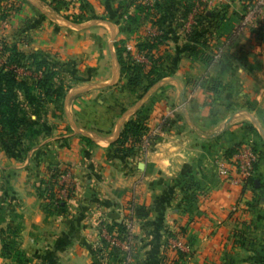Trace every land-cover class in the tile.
<instances>
[{
  "label": "crops",
  "instance_id": "0c3cea01",
  "mask_svg": "<svg viewBox=\"0 0 264 264\" xmlns=\"http://www.w3.org/2000/svg\"><path fill=\"white\" fill-rule=\"evenodd\" d=\"M74 1L77 23L53 0H0L4 42L41 54L63 84L33 145L21 155L0 151V264L6 228L25 264H92L88 243L113 222L130 223L129 264H172L177 242L179 264H261L264 29L241 27L251 0H215L205 13L210 52L220 51L211 63L190 56L180 24L165 26L167 77L145 93L144 83L130 87L121 78L115 53L117 39L135 32L119 23L124 6L133 15L135 0ZM138 117L147 121L148 146L115 155L112 143ZM237 145L259 155L254 187L238 181L233 160L228 176L217 171ZM50 168L69 171L62 215L38 197ZM130 204L145 216L135 217Z\"/></svg>",
  "mask_w": 264,
  "mask_h": 264
},
{
  "label": "trees",
  "instance_id": "16d2710c",
  "mask_svg": "<svg viewBox=\"0 0 264 264\" xmlns=\"http://www.w3.org/2000/svg\"><path fill=\"white\" fill-rule=\"evenodd\" d=\"M175 1L161 0L160 3L162 5L156 4L154 9L147 8L146 10L141 0L140 4L134 3V15L126 14L127 17L125 16L128 21L127 28L137 23L140 14L148 17L153 10L155 13H158L164 8H166V13L170 10L177 13L183 22L192 10L194 0H178L179 2L184 1L188 3L185 10H182L183 6H179L180 3L174 6ZM166 5L169 6L165 7ZM52 6L54 8L60 6V9L63 11H67L68 9L64 5V0H53ZM208 18L207 14H199L196 17L195 25L186 33L187 39L193 43L190 56L193 59H200L204 63L214 61L213 52L211 54L210 45L208 44L209 33L206 31ZM72 20L77 23L79 19H76L74 16ZM167 20L166 16H160L157 20L160 34L149 36L135 46L136 52L142 54L147 59L149 66L133 62L132 54L125 50L123 41L115 43V53L121 78L125 79L130 87H137L144 83L143 93L161 79L167 77V73L162 67L163 57H155L152 54L153 51L157 50L159 45L165 44L166 32L163 29L166 26ZM60 75L59 69L54 64L47 62L41 54L36 52L23 53L15 45H8L3 40L0 41V136L13 138V145L21 151H26L33 145L34 141L43 133V129L37 128L39 121L38 111H42L47 105L55 104L63 96L61 90L63 84L60 80ZM26 108H29L33 112L32 115L27 112ZM32 116L35 119H32ZM148 131V124L144 117H138L127 122L120 130L117 139L112 143V152L119 157L133 155L140 150L142 144L141 138L144 135H148ZM23 140L28 141L30 144L26 148L23 147L21 149ZM12 148L14 150L13 153H18L14 147ZM240 150V146H234L225 152L224 159L230 162L234 156L239 154ZM252 151L258 158L259 155L254 146H252ZM232 163L235 162L232 161ZM257 165L258 159L255 171L257 170ZM66 171L50 168L49 177L43 180L37 189L38 197L45 203V208L57 215L65 213L66 200L71 194L70 185L60 183L59 181V177ZM255 179V175L248 178L245 181V186L254 187ZM63 189L66 190V197L65 199H59L57 194ZM128 210L135 217L141 218L145 216L143 208H135L132 204L129 205ZM102 230L109 236L115 233L117 240L120 242H123V235L127 233L123 222L100 225L98 227V237ZM97 243L100 245V248L89 249L92 264H101L100 261L103 255L105 260L114 264H120L124 261L125 255L120 251V248L116 246L109 248L107 242L102 238H99ZM11 252L13 255H11ZM1 254L5 259L12 258L14 260L18 258L19 264H24L25 262L24 255L17 250L12 251L4 238L1 240ZM176 254L178 260L173 261L172 264H179L182 259L180 252L176 251ZM261 264H264V261Z\"/></svg>",
  "mask_w": 264,
  "mask_h": 264
},
{
  "label": "built area",
  "instance_id": "2783aa9c",
  "mask_svg": "<svg viewBox=\"0 0 264 264\" xmlns=\"http://www.w3.org/2000/svg\"><path fill=\"white\" fill-rule=\"evenodd\" d=\"M147 7H151L152 3L150 0H141ZM74 0H64V5L68 8L67 11H62V14L65 17H71L73 18L75 16L74 12L71 10L74 3ZM215 2V0H194L193 1V7H192V13L189 15V20L190 23L189 25V30L192 28V26L195 25V20L196 17L199 14H205L207 13V11L209 10V8L212 6V4ZM245 7V15L243 17V20L241 22V27H251L253 30L257 31V32H261L264 29V0H251L250 2H247L244 4ZM73 16V17H72ZM76 17V16H75ZM160 32H158V34H154L152 32L153 36L159 35ZM125 50L129 53L132 54V59H134V61L139 62L140 59L138 56L133 57L134 53L133 50L134 48L130 45H125ZM220 57V51L216 50L213 52V58L214 60H218ZM148 135H144L141 138L142 144H141V148L140 150H144L146 149V147L148 146ZM257 155L252 151V148L250 146H243L241 147V150L239 152V154H237L236 156H234L232 158V160L235 162L233 164L234 166V170L236 172V175L238 177V181L245 183V181L248 178H251L255 175V165L257 163ZM228 161L225 160L224 158L217 161L216 165H217V171L221 176H228L229 172H228V167L227 164ZM69 177V171H66L64 174H62L59 177V181L60 183H65L67 185V178ZM58 198L59 199H65L66 197V190H60L58 192ZM126 226V235H123V242H120L117 240V235L114 233L112 234V236L107 235V233L102 230L101 234L99 235V238L104 239L109 248L116 246L118 248H120V251H122L125 255V259L122 262L123 264H129V254H130V245H131V235H130V223L129 222H125L124 223ZM172 249H174V251H177L179 249H181V244L179 242H177Z\"/></svg>",
  "mask_w": 264,
  "mask_h": 264
},
{
  "label": "rangeland",
  "instance_id": "374dc122",
  "mask_svg": "<svg viewBox=\"0 0 264 264\" xmlns=\"http://www.w3.org/2000/svg\"><path fill=\"white\" fill-rule=\"evenodd\" d=\"M150 1L152 3V6L151 7H147L144 3L141 2L144 5L143 7H144L145 10L147 8L154 9V7H155L156 4L162 5V3H160V1H157V0H150ZM133 2L135 4H140V0L139 1L138 0H135ZM134 3L132 5L133 11H134ZM178 3H180L179 6H181V7L183 6L182 7L183 8L182 10H185V7H187V4H188V3L184 2V1L179 2L178 0H176L174 2V6H175V4L178 5ZM168 6L169 5H166L165 7H168ZM125 10H127V8L124 6L123 11L121 10L122 11L121 12V18H119V23L121 24L122 27H124V26L127 27V22H128L126 20V17L127 16H126ZM165 10H166V8H164L163 10H160L158 13H155V11L153 10L152 13H151V15H149L148 17H146L143 14H140V17H138L137 23L133 25V26H135V29H134L135 32L132 33L131 36L128 39H117L118 41H123L124 42V47H125V45H130V46H132L134 48V50H133V53H134L133 57L138 56L139 59H140L139 63H143V64L149 66V63H148L147 59L142 54H138L136 52L135 46L137 44H139L140 42H143L149 36H153L152 35V32L154 34H158V32H159L158 31V28H159L158 25L159 24L157 23L158 22L157 20L160 18V16H166V18H168L167 23H166V26H168V28L172 27L175 23H178V24L181 25L180 26L181 28L178 27V29L180 30V32L182 34H184V35H187L185 33V31L186 30L187 31L189 30V25L188 24L190 23L191 20H189L188 17L192 13L191 12L192 10L190 11V13L187 15V18L183 22L180 20L179 15L177 13H175L174 11L170 10L169 12L166 13ZM167 10H169V9H167ZM145 14H147V13H145ZM133 15H134V12H133ZM163 30H165V28ZM2 40L4 41V39L0 36V41H2ZM6 44H8V43H6ZM8 45H12V44H8ZM163 46H165V44L164 45H159L158 48H157V50L153 51L152 54L155 57H160L162 55V48H163ZM132 61L133 62H136V61H134V59H132ZM47 106H49V105H47ZM47 106H45L42 111L41 110L38 111L39 121H38V124H37L38 125L37 128H39V129H43L42 124L46 120V115L47 114H45V108H47ZM26 110H27V112L29 114L32 115L33 112L29 108H26ZM13 142H14V139L13 138H9L7 136L6 137L0 136V151L6 152V153H13L14 150H12L13 149L12 147H14L20 155L23 154L25 151H21L19 148H16L13 145ZM29 144L30 143L28 141H24L23 140V142L21 143V146H22L21 149H23V147L26 148L27 146H29ZM13 234L14 233H13V231L10 228H8V229L6 228L5 230H3V235L1 234L2 236H5L3 238L5 239V241L7 242V244L10 245V249L12 251L17 250V249H15L17 247H15L13 245V243L10 241V238L13 236ZM97 242H98L97 240L96 241H93V242H89L88 244L90 246L88 245V248L89 249L100 248V245ZM18 243L19 242H17V244ZM180 244H181V247H183V243H180ZM97 245H98V247H97ZM130 252H131V247H130ZM130 255L131 254H129V258H130ZM18 261H19L18 258H15L14 260L12 258L11 259L9 258V259H6V261H4L3 264H19ZM100 263L101 264H114V263H112L110 261L105 260L104 255H103V258L100 261ZM24 264H25V262H24ZM120 264H123V263L121 262Z\"/></svg>",
  "mask_w": 264,
  "mask_h": 264
},
{
  "label": "water",
  "instance_id": "95a60500",
  "mask_svg": "<svg viewBox=\"0 0 264 264\" xmlns=\"http://www.w3.org/2000/svg\"><path fill=\"white\" fill-rule=\"evenodd\" d=\"M183 96H184V87L181 84L180 89H179V93H178V97H177V100H178L179 104H181V105L183 103Z\"/></svg>",
  "mask_w": 264,
  "mask_h": 264
}]
</instances>
